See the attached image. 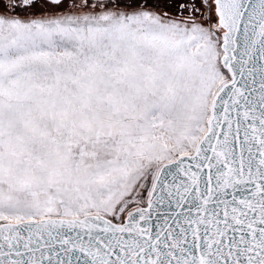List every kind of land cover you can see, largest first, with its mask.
<instances>
[{
  "label": "snow or ice",
  "instance_id": "snow-or-ice-1",
  "mask_svg": "<svg viewBox=\"0 0 264 264\" xmlns=\"http://www.w3.org/2000/svg\"><path fill=\"white\" fill-rule=\"evenodd\" d=\"M0 264H264V0H0Z\"/></svg>",
  "mask_w": 264,
  "mask_h": 264
}]
</instances>
